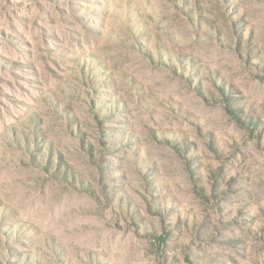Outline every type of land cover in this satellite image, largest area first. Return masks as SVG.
Instances as JSON below:
<instances>
[{
    "label": "rangeland",
    "instance_id": "rangeland-1",
    "mask_svg": "<svg viewBox=\"0 0 264 264\" xmlns=\"http://www.w3.org/2000/svg\"><path fill=\"white\" fill-rule=\"evenodd\" d=\"M0 264H264V0H0Z\"/></svg>",
    "mask_w": 264,
    "mask_h": 264
}]
</instances>
